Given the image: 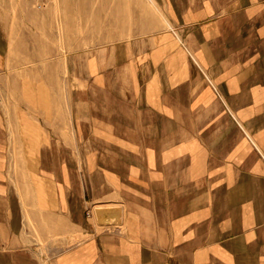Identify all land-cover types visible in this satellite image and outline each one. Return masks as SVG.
Here are the masks:
<instances>
[{"label":"crops","instance_id":"0c3cea01","mask_svg":"<svg viewBox=\"0 0 264 264\" xmlns=\"http://www.w3.org/2000/svg\"><path fill=\"white\" fill-rule=\"evenodd\" d=\"M146 1L153 32L87 59L98 85L120 80L121 107L72 104L56 138L55 122L12 127L0 98V264H264V0ZM10 46L1 33L0 94ZM82 125L113 160L85 158L90 199ZM92 204L123 206L122 223H94Z\"/></svg>","mask_w":264,"mask_h":264},{"label":"rangeland","instance_id":"374dc122","mask_svg":"<svg viewBox=\"0 0 264 264\" xmlns=\"http://www.w3.org/2000/svg\"><path fill=\"white\" fill-rule=\"evenodd\" d=\"M113 1L115 0H0V34L7 36L11 44L8 78L6 84L2 85L0 98L4 108L3 117L9 120L12 127L13 120L24 123L27 120H38L47 124L55 122V129L45 128L53 131L57 138L60 128L57 126L71 123L72 104L73 108L75 103H88L91 106L98 103L104 109L121 107L115 101V93H119L122 88L119 85L120 80L107 79L105 84L98 85L90 77L95 63L87 59L96 60L98 44L151 33L153 28L159 26V21L154 7L146 0H116L117 9H112ZM115 21L120 28L136 29L109 30L112 22L117 26ZM119 67L124 70L126 66L119 64ZM76 109L77 105L73 115ZM109 109L107 111L112 113ZM80 129L81 135L86 136V141L70 145L75 146L71 150L79 153H76V157L81 159V165L77 169L80 170L83 183L86 182L89 195L86 197L90 199L91 184L96 180L97 168L93 171L94 174L92 171L87 174L85 158L88 157L93 164L96 160L108 166L112 165L113 160L98 158L96 150H103L100 148L103 144L90 141L93 131L90 126L82 125ZM104 146V149H110L107 144ZM66 148L69 150V147ZM119 155L121 157L114 161L121 168L129 164L143 165L140 158L132 160L122 152ZM20 161L15 160V169L20 168ZM73 167L75 168V163ZM112 206L120 205L92 204L86 210L87 216L97 223L94 208ZM121 207L123 221V206Z\"/></svg>","mask_w":264,"mask_h":264},{"label":"water","instance_id":"95a60500","mask_svg":"<svg viewBox=\"0 0 264 264\" xmlns=\"http://www.w3.org/2000/svg\"><path fill=\"white\" fill-rule=\"evenodd\" d=\"M94 212L97 218V223L100 225L121 224L122 222V207H95Z\"/></svg>","mask_w":264,"mask_h":264}]
</instances>
